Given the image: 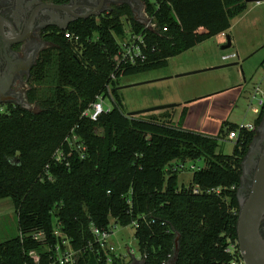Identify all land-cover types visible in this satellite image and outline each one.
I'll list each match as a JSON object with an SVG mask.
<instances>
[{"label":"trees","instance_id":"obj_1","mask_svg":"<svg viewBox=\"0 0 264 264\" xmlns=\"http://www.w3.org/2000/svg\"><path fill=\"white\" fill-rule=\"evenodd\" d=\"M140 1L154 29L136 20L127 3L70 23L48 37L52 46L32 69L27 101L38 109L3 106L0 199L11 200L18 234L0 243V264H60L56 245L63 250L64 238L76 252L75 264H126L120 255L106 254L92 232L110 229L111 221L122 227L138 223L134 238L144 264H167L177 233L175 264L241 259L226 249L237 241L241 163L264 112L252 130L223 122L211 136L181 125L187 106L176 125L166 111L129 115L115 86L121 76L165 67L170 57L226 32L247 2ZM125 26L144 38L146 58L117 69L113 56ZM66 31L77 42L66 39ZM44 81L46 89L40 88ZM99 95L110 97L112 107L91 120L83 113ZM233 131L232 153L218 152V139ZM72 135L86 147L82 158L70 151L66 138ZM58 149L62 162L53 157ZM199 160L204 166L193 171L189 185H179V164ZM40 231L45 239H33Z\"/></svg>","mask_w":264,"mask_h":264},{"label":"rangeland","instance_id":"obj_2","mask_svg":"<svg viewBox=\"0 0 264 264\" xmlns=\"http://www.w3.org/2000/svg\"><path fill=\"white\" fill-rule=\"evenodd\" d=\"M135 8L138 18L143 19V8L137 7L134 0H129ZM264 3V0L259 1ZM256 2H249V5H255ZM256 11L252 14L241 15L232 21V24L237 20L252 19ZM264 20V8L261 11ZM258 15L260 13L258 11ZM125 23V21H124ZM264 23V22H263ZM237 25V24H236ZM235 25V26H236ZM239 26V25H238ZM236 26L234 32H240V27ZM251 36L254 39L264 37V25L254 28ZM227 44L226 37H221L220 34L214 36L213 39L195 46L192 49L185 51L179 55L170 57L165 67L152 69L145 72H140L133 75L121 76L116 81V88L123 102V109L126 113L134 112L135 110L146 109L165 104H174L155 111L146 112L148 114L159 115L166 111L169 115V120L176 125L179 116L183 109L182 104L187 100H193L185 103L189 108L185 119L182 121V126L186 129L204 133L211 136H216L219 133L223 122L233 124H254L255 119L261 111L258 104L259 94H256V88L259 87L264 92V69H260L258 74L245 87L241 98L234 105H227L226 96L213 98L205 96L209 91L206 79L216 75L225 74L228 72L229 83L232 82V68L235 65H228L234 62L233 58L222 57L223 54L229 53L234 47H225ZM217 52L218 63L227 66L215 69H202L199 72L194 70L193 65L200 59H214L213 55ZM186 70H182L188 67ZM224 77V76H223ZM47 83L44 81L40 88L46 89ZM196 97V98H195ZM187 99V100H186ZM103 107L107 110L112 106L109 97H105L102 101ZM31 110L38 109L36 104H30ZM235 139L229 134L218 139L217 151L224 154H231L234 148ZM181 163L179 164V167ZM202 160L191 162H183V167H180L178 177L179 185L188 186L191 182L192 173L195 169L203 167ZM193 167V168H192ZM112 241L116 246V254L124 259H129L128 250H132L134 258H139L140 254L137 247V241L134 238L133 225L122 227L115 226L113 228ZM18 234V220L15 209L9 198L0 199V243L8 240Z\"/></svg>","mask_w":264,"mask_h":264},{"label":"flooded vegetation","instance_id":"obj_3","mask_svg":"<svg viewBox=\"0 0 264 264\" xmlns=\"http://www.w3.org/2000/svg\"><path fill=\"white\" fill-rule=\"evenodd\" d=\"M129 0H0V107L23 105L31 87V72L41 53L51 47L48 37L90 12H108ZM259 126V125H258ZM256 127V130L258 128ZM264 146V125L253 145L252 160L239 186L246 197ZM264 240V213L259 224ZM244 261L241 257V263Z\"/></svg>","mask_w":264,"mask_h":264},{"label":"crops","instance_id":"obj_4","mask_svg":"<svg viewBox=\"0 0 264 264\" xmlns=\"http://www.w3.org/2000/svg\"><path fill=\"white\" fill-rule=\"evenodd\" d=\"M141 7L143 8L142 9L143 16H145V8L142 2H141ZM263 8H264V3L262 4L260 2H256V4L252 6H250L249 3H247V10L245 11L244 15H249L250 13L252 14V11L257 10L255 16L252 19L248 18V20L246 21L245 20L235 21L231 25V27L225 32L226 39L228 36L230 37L231 44L229 47H234L229 53L222 55L223 58L229 57V58L234 59V62H232L231 64H228V65H235L232 68V77H231L232 82L229 83L228 81V77L230 76L229 72L227 75L220 74L214 77L212 76L210 78H207L206 83L210 89L209 91H207L208 93H205L207 94L205 96H210V97L217 99L225 95L226 97L223 99L226 100L227 105H234L235 103L237 104V102L242 96V93L244 92L245 87L249 84V82L253 80V78L258 74L260 69H264V37L259 38V39H254V37L251 36L254 28H257V27L260 28V26L264 25L263 23L264 20L261 14V11L263 10ZM258 11L260 13V16L258 15ZM235 25L236 26L239 25L238 27H240V30H241L240 32L238 33L234 32V29L236 27ZM213 38L214 37L208 40H205L197 44L196 46L206 43L207 41ZM212 53H214L213 55L215 56V60L214 59L198 60L192 67L194 68V70H197V71H193V72H199L202 69L210 70V69L227 66V64L222 65L218 63L217 52L215 53V50ZM187 68H189V66L185 67L182 70H186ZM257 89H260V88L257 87L256 90ZM260 99L261 97L258 98V104L261 107V111L264 112V103L260 104ZM190 101H193V100H187L186 102H184V105L182 104V107L187 106L185 103L190 102ZM140 110H143V109H140ZM135 111H138V110H135ZM254 124H250V125L254 126ZM131 259L130 258L125 259V262L129 263Z\"/></svg>","mask_w":264,"mask_h":264},{"label":"built area","instance_id":"obj_5","mask_svg":"<svg viewBox=\"0 0 264 264\" xmlns=\"http://www.w3.org/2000/svg\"><path fill=\"white\" fill-rule=\"evenodd\" d=\"M144 18L145 20L142 23L144 24L145 28L154 29L156 27L155 23H153V18H150L146 13H145ZM164 30H166V28H164ZM220 35L225 37V32L220 33ZM64 37L70 41H75V42H77L79 38L78 36H76L74 33L70 31H66L64 33ZM117 43H118V49L113 56V61L117 69L119 66L133 65V64H136L138 61H143L146 58L144 51L147 49V44L144 41V38L141 35L133 32L131 28H129L128 26H125L124 34L122 37L117 39ZM112 78H114L113 74H112ZM256 94H259V96L261 97L260 104H263L264 103V92H262L260 89H257ZM104 99L105 98L101 95L97 96L96 102H93L92 104H90L89 109H87L83 113V115L88 116L91 120H96L98 115H100L103 112L109 111L112 106L109 107L107 110H105L102 104V101ZM3 111H4V108L0 107V113ZM240 128L252 130L254 129V126L250 124H241ZM229 136L231 138L236 139L237 133L233 131L230 133ZM66 141H68L70 151L74 150L80 153L81 158L84 156L83 153L86 147L83 143L80 142L77 135H72L71 137H67ZM53 157L56 162H62V160L65 159V155L63 151L59 149L55 151ZM47 167L48 165L46 166V168ZM180 167L182 168L183 164H181ZM48 179L51 180V177L49 176ZM195 192H197L196 189H195ZM112 223L113 222L111 221V224H110L111 227L108 230H101L96 227L92 229V232L95 236V240L99 243L100 247L104 250V252H106V254H110V253L116 254V246L114 245L112 241V238L114 235L113 228L116 225H112ZM137 226H138V223L135 221L133 223V227L136 228ZM55 234L62 236L59 230H55ZM32 238L37 241L44 240L45 235L42 231L35 232V233H32ZM62 243L64 244L63 250L60 247V245L58 244L56 245V251L59 254L58 262L60 264H65V263L75 264L74 256L76 252L71 250L69 240L64 238ZM226 251L231 252L232 254L233 253L235 254L236 252H238L241 255L237 241L235 242L230 241L229 246L227 247ZM128 255L130 256V259H131L134 256L133 251L128 250ZM35 258L38 259L37 256H35ZM139 259L141 258L139 257ZM108 261H110V258H108ZM240 263H241V259L239 261L234 260L231 264H240Z\"/></svg>","mask_w":264,"mask_h":264},{"label":"water","instance_id":"obj_6","mask_svg":"<svg viewBox=\"0 0 264 264\" xmlns=\"http://www.w3.org/2000/svg\"><path fill=\"white\" fill-rule=\"evenodd\" d=\"M245 1L249 3V2H259L262 0H245ZM134 2L137 3L138 8L141 7L140 0H134ZM126 3L130 5L135 19L140 22H143L145 18L143 19L138 18L137 13L135 12L134 5L129 1H127ZM102 14L103 11L90 12L89 14H87L86 16H82L81 18L83 19L90 16H99ZM66 28L67 27H62V30ZM230 44L231 41H230V37L228 36L227 44L224 47H229ZM29 105L30 104L28 102L24 103L23 105L21 104V106L25 108H29ZM173 105L174 104L159 105L155 107L146 108L143 110L130 112L128 114L133 115L139 112L146 113L159 109H165L166 107H170ZM263 125H264V116L255 132V136L252 140V143L250 144L249 149L241 163V169H242L241 182L243 179V173L246 169V165H245L246 159L252 160V157L254 155L253 145L255 146L257 134L260 132L261 129H263ZM240 189L241 188L239 187L237 191V197L239 201V212H238V220L236 226L239 251L241 253V257L244 261V264H264V240L262 239L259 232V224L264 213V146L261 149V153L258 157L252 183L250 185V189L246 197H243L240 194ZM178 251H179V234L177 233L175 238L174 254L167 264H175L178 258ZM126 264H144V261L142 259L132 257L131 261Z\"/></svg>","mask_w":264,"mask_h":264}]
</instances>
